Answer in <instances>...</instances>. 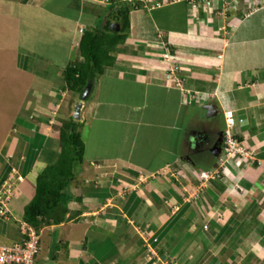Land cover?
<instances>
[{"label":"crops","instance_id":"obj_1","mask_svg":"<svg viewBox=\"0 0 264 264\" xmlns=\"http://www.w3.org/2000/svg\"><path fill=\"white\" fill-rule=\"evenodd\" d=\"M136 1L141 6L129 11L128 35L114 49V62L92 82L86 99L95 95L96 104L88 109L85 99L76 119L80 95L66 87L64 68L81 59L78 42L85 30H103L108 22L117 23L115 10L133 0H0V78L11 76L17 81L13 86L24 84L25 91L9 117L14 118L13 129L0 144V186L5 180L13 183L9 219L17 223L33 195L37 175L56 161L60 125L72 118L81 126L86 123L78 130L81 135L93 120L109 117H96L101 92L112 97L121 84L144 90L156 87L174 90L172 96L179 104L186 101V87L204 100L186 105L195 114L183 117L178 152L169 154L163 148V158L152 154L144 162L113 153L88 158L86 140L80 136L83 161H89L81 165L93 170L91 164L99 160H121V168L135 177L130 181L139 198L128 202L120 216L103 206L109 196L104 176L100 186L81 187L83 168L77 170L70 183L74 198L63 218L39 230L48 252L40 260L49 264H264V4L249 10V0H209V8H204V0L194 1L195 8L189 0ZM171 71L173 77L180 76L183 87L167 80ZM114 104L118 106L117 101L107 104L109 111ZM208 106L212 109L207 117ZM229 109L233 124L228 128L254 152V159L250 163L228 159L214 169L218 161L207 155L209 148L192 157V132L201 130V120L222 132L224 112ZM116 118L128 120L127 115ZM204 156L198 163L196 158ZM189 167L193 172L207 170L208 180L179 171ZM136 171L146 176L144 180ZM183 172L189 180L179 186ZM8 234L2 231L0 242L19 238V234L12 238L14 231Z\"/></svg>","mask_w":264,"mask_h":264},{"label":"rangeland","instance_id":"obj_2","mask_svg":"<svg viewBox=\"0 0 264 264\" xmlns=\"http://www.w3.org/2000/svg\"><path fill=\"white\" fill-rule=\"evenodd\" d=\"M8 76L9 75H6L4 81L0 78V144L4 135L11 131L13 125L12 120H14V118H9L10 115H12L17 110V107L20 106V99L24 98L25 96L23 87L24 84L13 86V84L17 83V81L11 80V76L9 80H7ZM176 77L179 79L178 84L175 83L176 86L183 87V81L180 76L177 75ZM121 86L122 87L113 90L111 93L112 97L111 95L108 96L105 90L104 92H101V105L97 108L96 117H103L104 114H109V117L101 118L102 120H93V122L88 127L87 132L85 131L84 134H81L82 138H85L87 143L86 156L88 158H93L97 155L113 153L124 156L129 155V157L133 158V160L135 159L137 162H144L145 159H149L152 154L157 156V153L158 155L160 153L163 158V148H167L169 154L172 152H178L180 150V146H178L180 143L178 136L183 134V126L185 125L183 117L186 115L191 116L195 114L192 111L194 108L186 107V105H188L187 103H194L197 105L200 104V99L195 100V91L191 92L190 89L183 87L186 101L183 103L180 102L178 104L175 101V98L172 96V93L176 95L174 90L167 91L165 89H159L156 87L151 89L149 87V90H144L143 87L138 85L124 86L121 84ZM179 91L182 93L181 89H179ZM131 93L135 94L131 95ZM73 98L76 100V96L74 94ZM86 98L82 99V97L79 96L78 101L85 102ZM96 100L97 97L95 95L90 96L87 100L86 108L89 109L91 106H94L97 102ZM111 100L117 101L118 106L117 104H114V107L109 111L107 104L112 103ZM102 103L106 105H102ZM80 107L81 106H79V108ZM151 111H154V113L151 114ZM117 115H127L128 120H125V118H116ZM75 122H77L75 128L78 133L80 127L87 125L84 123L81 126L80 121L78 122L75 120ZM130 127L132 130H129ZM192 157L195 156L193 155ZM218 158L220 162L216 163L217 165L214 169H217L218 165H222L223 161L228 160L225 159V157H217V159ZM82 162L85 161L82 159ZM119 162H121L119 159H115L113 162L109 163L99 160L98 162L93 163L94 165L90 163L93 170L84 168L81 163H78L74 168L73 174L75 175L77 170L83 168L82 173H84V177H82L83 180L80 181L81 187H84V185L91 186L90 184L100 186L101 177L104 176L103 178L105 179V184L107 185L106 187L109 189V196L105 198L103 206L114 209L119 213L120 216H123V214L126 212L124 207L126 205L128 206L127 203L131 200H134L135 198L138 199L139 195H137V188L135 190L133 182L130 181L131 177H135L124 168H121L122 165ZM197 162L200 163L203 161ZM83 164H89V161H86ZM109 170L111 171L110 173L108 172ZM138 170L140 171L141 168ZM184 170L188 171L187 174L194 173L196 176H200L203 180H208L206 179L209 176V172L207 170L193 172L189 167L188 169L179 171ZM136 174L139 175V172L136 171ZM107 179H112L113 184H111L109 181L107 182ZM188 180L189 177H187L183 172L180 181L181 185L179 186H183L184 184L186 186ZM93 188L89 187V189ZM2 231L6 234L14 231L16 236H13L12 238H18L17 225H13L11 219L0 218V233ZM9 235L10 234H8V236ZM45 245L46 242H44L42 239L35 258L36 261L39 257L38 261H36L37 264H49V261L45 262L40 260L44 255L48 256L47 247Z\"/></svg>","mask_w":264,"mask_h":264},{"label":"trees","instance_id":"obj_3","mask_svg":"<svg viewBox=\"0 0 264 264\" xmlns=\"http://www.w3.org/2000/svg\"><path fill=\"white\" fill-rule=\"evenodd\" d=\"M140 6V2L133 0V3L123 5L115 10V21L120 24L118 31L109 29L108 22L103 30H85L82 33L78 42L81 59L67 64L63 72L68 89L77 91L81 96L85 86L92 84L103 73L104 68L114 62V49L117 45L122 44L128 35L129 11ZM76 125L77 122L73 118L67 123L61 124L58 157L55 162L47 165L37 175L33 195L23 206L22 215L17 223L15 222L18 232L20 231L18 233L20 237V220L32 226L38 233L42 226L58 223L68 209V202L72 200V197L74 198L70 191V183L75 176L74 168L78 163H82L84 153V144L80 134L76 131ZM9 182L11 181L9 180ZM75 199L80 200L78 197ZM11 216L12 212L9 209L0 218L9 219Z\"/></svg>","mask_w":264,"mask_h":264},{"label":"built area","instance_id":"obj_4","mask_svg":"<svg viewBox=\"0 0 264 264\" xmlns=\"http://www.w3.org/2000/svg\"><path fill=\"white\" fill-rule=\"evenodd\" d=\"M191 1V6L196 7L195 0ZM229 1V0H226ZM249 10L257 9L264 4V0H249ZM204 4L208 8L210 5L209 0H204ZM175 71H171L167 75V80L172 79L178 84L179 79L175 80L173 74ZM196 99L203 101V97L195 95ZM233 111L231 109L224 112L226 127L222 131V149L221 156L225 159H238L237 163L247 161L250 163L254 159V152L245 148L242 142L229 130L228 126L233 124ZM220 162V160H219ZM224 162V161H223ZM144 178L142 173L139 174V178ZM146 177V176H145ZM12 182L4 181L0 186V216L5 215L9 210L8 205L12 196ZM21 228V239L19 241L11 243H0V264H33V259L38 251L37 243L39 240V234L29 224L22 222Z\"/></svg>","mask_w":264,"mask_h":264},{"label":"water","instance_id":"obj_5","mask_svg":"<svg viewBox=\"0 0 264 264\" xmlns=\"http://www.w3.org/2000/svg\"><path fill=\"white\" fill-rule=\"evenodd\" d=\"M109 27L112 29V30H118L119 29V24L118 23H110L109 24ZM92 87V84H87L84 88V91L81 95L82 99L83 98H86L87 95L89 94L90 92V89ZM82 102H79L77 104V107H76V115L75 117L76 118H80L79 117V106H81ZM208 109V113H207V116H210V110L212 109V106H208L207 107ZM211 124L207 121H204V120H201L200 122V129L201 130H196L194 132H192V142L191 144H193L191 147V150L190 152L192 151L194 153V156H199V152L202 151V150H205L207 148L211 149L213 151V153L217 156L218 153L220 152L221 150V138H219V140H217L215 138V131H213L214 129L211 128ZM221 136H222V132H221ZM189 151V150H188ZM215 151V152H214ZM217 151V152H216ZM197 153V154H196ZM185 155L188 156L187 153H185Z\"/></svg>","mask_w":264,"mask_h":264},{"label":"clouds","instance_id":"obj_6","mask_svg":"<svg viewBox=\"0 0 264 264\" xmlns=\"http://www.w3.org/2000/svg\"><path fill=\"white\" fill-rule=\"evenodd\" d=\"M209 6H210V5H209ZM202 8H203V7H202ZM204 8H207V7L205 6ZM208 8H209V7H208ZM200 103H203V101H200ZM221 149H222V143H221ZM220 154H221V150H220V152L218 153L217 157H220V156H221ZM217 157H216V158H217ZM216 158H215V159H216ZM217 161L219 162V158L217 159ZM139 174H140V173H139ZM143 175H144V174H143ZM138 176H139V175H138ZM144 178H145V175H144ZM5 181H7V180H5ZM8 181H9V180H8ZM2 184H3V183H2ZM2 184H1V185H2ZM12 194H13V191H12ZM22 222H24V221H21V220H20V225H21ZM19 232H20V231H19ZM38 234H39V232H38ZM19 237H20V236H19ZM20 239H21V237H20L19 239H16L15 241H19ZM15 241H11V242H15ZM11 242H7V243H11ZM0 243H3V242H0ZM4 244H6V242H4ZM39 244H40V239L38 240V243H37L38 248H39ZM35 258H36V254H35V257H34V259H33V263L36 262V261H35Z\"/></svg>","mask_w":264,"mask_h":264},{"label":"flooded vegetation","instance_id":"obj_7","mask_svg":"<svg viewBox=\"0 0 264 264\" xmlns=\"http://www.w3.org/2000/svg\"><path fill=\"white\" fill-rule=\"evenodd\" d=\"M215 135H216L215 138H216L217 140H219V138L222 137V136H221V131H219V130H217V131L215 132ZM221 141L223 142L222 138H221ZM222 142H221V143H222ZM207 152H208L207 155L212 154V155L214 156V157H213V158H214L213 161H216V159H215V158L217 157V156L215 155L216 153L214 154L213 151H212L211 149H208ZM214 152H215V151H214ZM216 152H217V151H216ZM205 156H206V155H205ZM205 156L203 157V159L200 158V160H199V157H197L196 160H198V161H202V160L205 159Z\"/></svg>","mask_w":264,"mask_h":264}]
</instances>
